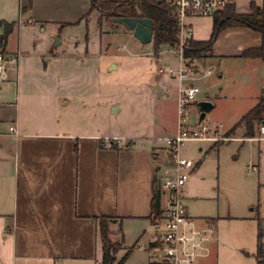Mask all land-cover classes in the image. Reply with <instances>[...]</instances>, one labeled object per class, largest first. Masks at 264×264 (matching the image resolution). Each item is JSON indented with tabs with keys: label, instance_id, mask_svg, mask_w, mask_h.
<instances>
[{
	"label": "crops",
	"instance_id": "0c3cea01",
	"mask_svg": "<svg viewBox=\"0 0 264 264\" xmlns=\"http://www.w3.org/2000/svg\"><path fill=\"white\" fill-rule=\"evenodd\" d=\"M90 1L0 0V51L17 55L0 78V264H102L103 218L111 238L121 243L115 260L131 248L122 264H155V224L167 201L160 184L174 170L164 137L176 130L162 136L163 144L156 142L157 135L109 131L88 91H75L77 82L89 77L77 72V58L46 52L61 43L54 30L78 24L93 11L100 17L97 10L89 11ZM192 22V37L208 39L212 17ZM47 28L52 42L45 49L28 44L36 31ZM261 46L263 34L229 26L205 57V64L221 67L220 80L228 81L230 91L222 88L223 98L249 100L245 113L264 92V58L241 54ZM241 117L227 127L217 125L230 139L198 147L206 154L195 157L184 186L195 225L210 229L207 254L196 264H256L258 219H264V139L258 133L245 136L243 122L230 130ZM11 125L18 136L11 134ZM250 164L255 171H247ZM154 188L160 192L155 219Z\"/></svg>",
	"mask_w": 264,
	"mask_h": 264
},
{
	"label": "rangeland",
	"instance_id": "374dc122",
	"mask_svg": "<svg viewBox=\"0 0 264 264\" xmlns=\"http://www.w3.org/2000/svg\"><path fill=\"white\" fill-rule=\"evenodd\" d=\"M137 1L134 0L126 8L138 11ZM251 2L259 6L262 4V0H237L234 5L238 12H248ZM126 8L119 11H124ZM108 20L106 17L100 19L93 11L78 24L54 30V35L61 40V43L54 48H46V52L58 50L77 58L79 62L77 72L89 77L78 81L75 91L82 94L88 91L93 98L92 104L97 107L98 119L109 123V131L157 135L160 137L156 138V142L163 144L162 136L172 129L176 130V96L179 79L173 74L171 76L162 74L158 69L168 66L177 69L176 47L170 44L159 45L155 51L153 41L141 43L133 37L132 32ZM50 33L49 28L45 31H36L28 44L31 46L35 44L37 50L38 47L41 50L45 49V45L49 41L52 42ZM11 43L15 45V39H12ZM205 57L207 55L192 61L188 59L182 61L192 71L198 69L196 73L199 76L205 74L198 79L184 80L182 84L190 83L199 88L196 102L189 107V117L191 124H194L193 127L199 128L203 124L214 125L211 126L210 134L220 135L224 131L217 125L227 127L235 123L245 113L242 109L248 105L249 100L238 101L230 99L229 96L223 98L222 88L224 91H230L228 81L225 77L220 80L217 71L221 67L218 64H205ZM113 63L116 65L115 68L112 67ZM107 67L111 69L108 70ZM207 70H210L211 74H207ZM202 100L211 101L214 107L207 112V116L199 124L197 103ZM112 104L119 108L117 112L113 111ZM160 125L164 128H160ZM257 133L258 124H255V135ZM202 144L207 145L208 142L186 140L180 145V154L198 161L196 156L206 154V149L202 152L198 151V147ZM106 224L109 239L120 248L121 243L111 238L108 220ZM118 260L114 259L115 262Z\"/></svg>",
	"mask_w": 264,
	"mask_h": 264
},
{
	"label": "built area",
	"instance_id": "2783aa9c",
	"mask_svg": "<svg viewBox=\"0 0 264 264\" xmlns=\"http://www.w3.org/2000/svg\"><path fill=\"white\" fill-rule=\"evenodd\" d=\"M169 8V15L177 25V41L175 43L178 67H160L158 71L169 76L176 75L180 81L187 80L192 71L182 61L183 48L193 33V20L212 17L229 4L237 0H164ZM17 60V55L7 57L0 51V78L6 75V65ZM210 72V70H208ZM199 88L193 84H181L176 98V132L164 137L166 153L174 170L160 184V189L167 194V201L162 216L156 221V241L151 251L155 264H196L199 257L207 254L205 241L210 229L199 228L195 225L184 203V186L188 176L197 161L179 154V147L186 140L225 141L230 137L210 134L211 126L207 124L194 128L189 117V107L196 102ZM201 121H198L200 124ZM9 130L13 136H18L16 126ZM257 138L264 139V123L258 125ZM106 147H111L106 142ZM255 165H248L247 171H255Z\"/></svg>",
	"mask_w": 264,
	"mask_h": 264
},
{
	"label": "trees",
	"instance_id": "16d2710c",
	"mask_svg": "<svg viewBox=\"0 0 264 264\" xmlns=\"http://www.w3.org/2000/svg\"><path fill=\"white\" fill-rule=\"evenodd\" d=\"M134 0H91L90 9L97 10L100 13V17H112L116 15L122 16H139L147 17L152 20L153 23V44L155 51L159 45L168 43L174 46L177 37V25L173 17L169 15V8L164 0H138L137 10H129L126 8L131 5ZM119 11V9H124ZM213 27L211 34L206 40H196L192 36L185 43L183 48V56L185 59L192 61L194 59H200L204 55L211 52L213 42L215 41L218 33L229 26H245L254 31H257L264 35V0H262L261 6L251 2L248 12H238L234 4H229L221 11H218L212 18ZM11 25H9L2 36L6 38L7 34L11 31ZM242 56L262 57L264 58V47L246 49L242 52ZM264 119V92L260 96L258 102L249 109L237 122V124L231 128L234 129L240 123L245 124V136L255 135V124H260ZM229 130V131H230ZM228 133V132H227ZM159 190L153 189V196L151 198L152 213L155 216L160 214L159 208ZM259 225L257 230V249L255 253L256 264H264V249H263V235H264V219H258ZM100 236L102 242V264H122L127 257L131 248L127 250L124 256L114 261V255L119 248L116 243H112L108 237V229L106 219L103 218L100 223Z\"/></svg>",
	"mask_w": 264,
	"mask_h": 264
},
{
	"label": "water",
	"instance_id": "95a60500",
	"mask_svg": "<svg viewBox=\"0 0 264 264\" xmlns=\"http://www.w3.org/2000/svg\"><path fill=\"white\" fill-rule=\"evenodd\" d=\"M108 19L120 24L124 29L132 32V35L141 43H149L153 39V23L150 18L116 15L109 17ZM57 42L58 40L55 39L54 43ZM197 106L199 110V121H202L205 118L206 113L213 108V104L209 100L199 101ZM115 110L116 108H114V111ZM262 123H264V119L262 120Z\"/></svg>",
	"mask_w": 264,
	"mask_h": 264
}]
</instances>
